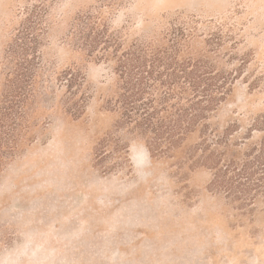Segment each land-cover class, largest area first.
Here are the masks:
<instances>
[{"label": "rangeland", "instance_id": "rangeland-1", "mask_svg": "<svg viewBox=\"0 0 264 264\" xmlns=\"http://www.w3.org/2000/svg\"><path fill=\"white\" fill-rule=\"evenodd\" d=\"M34 6L46 11L35 62L82 71L90 99L74 120L62 107L66 89L54 83L36 107L34 140L1 166L0 264H264L263 199L242 207L212 189V173L188 158L197 138L158 158L118 128L107 109L111 67L89 59L71 36L74 21L92 10L126 43L161 41L186 26L190 51L212 54L237 80L213 126H233L238 143L255 142L264 136V123L255 126L264 122V0H0V97L7 57ZM110 135L128 149L103 162L98 144Z\"/></svg>", "mask_w": 264, "mask_h": 264}, {"label": "trees", "instance_id": "trees-1", "mask_svg": "<svg viewBox=\"0 0 264 264\" xmlns=\"http://www.w3.org/2000/svg\"><path fill=\"white\" fill-rule=\"evenodd\" d=\"M41 12L34 6L22 37L7 57L8 78L0 97V168L8 156L15 157L24 143L34 140L32 128L39 125L33 119L36 107L49 101L54 83L66 89L62 107L74 120L86 113L90 99L82 71L51 69L43 60L35 62L43 58L46 11ZM112 29L100 12L92 10L74 21L71 36L89 59L111 67L115 82L107 109L118 115V128H126L158 158L168 157L188 139L197 138L188 158L197 157L193 165L212 173V189L242 207L260 198L264 202V136L255 142L241 138L238 143L233 139V126L212 124L214 114L233 92L234 75L220 71L212 54L190 51L186 41L192 31L186 26L176 25L161 41L130 43ZM263 123L255 121V126L261 128ZM258 128L253 131L263 132ZM127 149L110 135L98 144L97 155L103 162L121 160Z\"/></svg>", "mask_w": 264, "mask_h": 264}]
</instances>
